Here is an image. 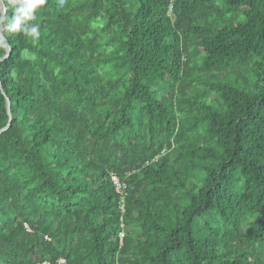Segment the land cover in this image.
Here are the masks:
<instances>
[{"label":"trees","instance_id":"obj_1","mask_svg":"<svg viewBox=\"0 0 264 264\" xmlns=\"http://www.w3.org/2000/svg\"><path fill=\"white\" fill-rule=\"evenodd\" d=\"M36 15L1 31L0 264H264V0Z\"/></svg>","mask_w":264,"mask_h":264},{"label":"clouds","instance_id":"obj_2","mask_svg":"<svg viewBox=\"0 0 264 264\" xmlns=\"http://www.w3.org/2000/svg\"><path fill=\"white\" fill-rule=\"evenodd\" d=\"M12 9L11 16L0 14V31L23 34L36 43L40 38V27L32 23L37 19V10L43 7L47 0H6ZM66 0H58V7H63ZM8 49V44L0 40V50ZM6 51L4 55H6Z\"/></svg>","mask_w":264,"mask_h":264},{"label":"built area","instance_id":"obj_3","mask_svg":"<svg viewBox=\"0 0 264 264\" xmlns=\"http://www.w3.org/2000/svg\"><path fill=\"white\" fill-rule=\"evenodd\" d=\"M111 178H112V181L116 187V190L117 192H119L121 194V198H120V206L121 208L124 207V204H125V198H126V191H125V188H126V184L123 183L122 181L119 180L118 176L116 174H111ZM123 222H121V230L119 231V234H118V238H119V241L120 243L123 242V239L125 237V233L123 232ZM60 263H65V260L64 259H60L59 260ZM42 264H48L47 262H43Z\"/></svg>","mask_w":264,"mask_h":264},{"label":"water","instance_id":"obj_4","mask_svg":"<svg viewBox=\"0 0 264 264\" xmlns=\"http://www.w3.org/2000/svg\"><path fill=\"white\" fill-rule=\"evenodd\" d=\"M0 4H1V14L5 15V13H6V5H5L3 0H0ZM0 39L3 40L5 43H7L6 40L4 39L3 34H2L1 31H0ZM9 50H10V48H9V45H8V49L6 50L7 54L3 55L0 58V60H3V59H5L7 57V55L9 54ZM0 87L2 88L1 81H0ZM7 114H8V122L2 129H0V133L2 131L6 130L9 127L10 123H11V118L12 117H11V113H10V102H9V100H7Z\"/></svg>","mask_w":264,"mask_h":264},{"label":"rangeland","instance_id":"obj_5","mask_svg":"<svg viewBox=\"0 0 264 264\" xmlns=\"http://www.w3.org/2000/svg\"><path fill=\"white\" fill-rule=\"evenodd\" d=\"M123 232L126 233V230L124 229Z\"/></svg>","mask_w":264,"mask_h":264}]
</instances>
